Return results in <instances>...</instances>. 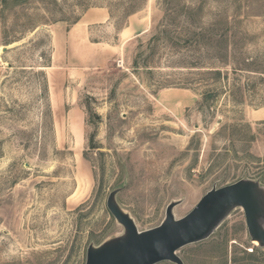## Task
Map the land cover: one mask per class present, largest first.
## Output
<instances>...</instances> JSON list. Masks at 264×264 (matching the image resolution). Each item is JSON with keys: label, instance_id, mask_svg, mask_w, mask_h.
<instances>
[{"label": "rangeland", "instance_id": "rangeland-1", "mask_svg": "<svg viewBox=\"0 0 264 264\" xmlns=\"http://www.w3.org/2000/svg\"><path fill=\"white\" fill-rule=\"evenodd\" d=\"M4 1L0 264H86L124 234L115 190L144 232L172 202L178 220L214 188L264 186V0ZM177 255L264 264L242 208Z\"/></svg>", "mask_w": 264, "mask_h": 264}, {"label": "water", "instance_id": "water-1", "mask_svg": "<svg viewBox=\"0 0 264 264\" xmlns=\"http://www.w3.org/2000/svg\"><path fill=\"white\" fill-rule=\"evenodd\" d=\"M118 192L110 194L107 206L124 227V234L99 246L90 245L86 264H185L177 255L178 250L209 239L236 208L244 210L251 240L264 249V186L259 181L241 180L214 188L192 212L178 220L173 211L179 202H172L162 224L144 232L138 230L133 218L117 202Z\"/></svg>", "mask_w": 264, "mask_h": 264}, {"label": "trees", "instance_id": "trees-1", "mask_svg": "<svg viewBox=\"0 0 264 264\" xmlns=\"http://www.w3.org/2000/svg\"><path fill=\"white\" fill-rule=\"evenodd\" d=\"M80 2H81V4H82V7H84V10L86 11V10H88L92 5L90 4V5H88L87 4V2H88V0H79ZM6 2V0L4 1V3ZM142 7H143V5H127L126 7H125V10H126V16L127 17H130L131 15H133V14H135V13H137L138 11H140L141 9H142ZM175 12H176V9H170V12L169 13H171L172 15L173 14H175ZM110 14H111V17L113 18L114 17V14L112 13V11H110ZM226 42H229V40H226ZM229 48V47H228ZM228 48H226V53H224V56L222 57V58H225L224 60H225V62L228 60V58H229V49ZM221 58V57H220ZM222 62V61H221ZM225 62L224 63H222L223 65L225 64ZM211 73H213V74H215L216 75V77H220L221 76V74H222V72H221V70H220V68L218 69H216V70H214V71H210ZM262 249V248H261ZM256 251H258V250H256Z\"/></svg>", "mask_w": 264, "mask_h": 264}, {"label": "crops", "instance_id": "crops-1", "mask_svg": "<svg viewBox=\"0 0 264 264\" xmlns=\"http://www.w3.org/2000/svg\"><path fill=\"white\" fill-rule=\"evenodd\" d=\"M96 17V18H95ZM107 19V13L103 9H97L96 11H89L85 14L83 18V23L95 24V23H105Z\"/></svg>", "mask_w": 264, "mask_h": 264}, {"label": "bare ground", "instance_id": "bare-ground-1", "mask_svg": "<svg viewBox=\"0 0 264 264\" xmlns=\"http://www.w3.org/2000/svg\"><path fill=\"white\" fill-rule=\"evenodd\" d=\"M255 245H258V243L257 242H253Z\"/></svg>", "mask_w": 264, "mask_h": 264}]
</instances>
